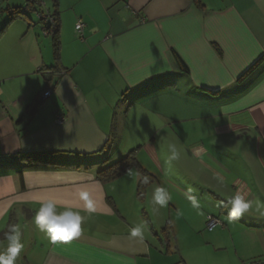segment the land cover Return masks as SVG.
I'll return each instance as SVG.
<instances>
[{
	"label": "crops",
	"instance_id": "crops-1",
	"mask_svg": "<svg viewBox=\"0 0 264 264\" xmlns=\"http://www.w3.org/2000/svg\"><path fill=\"white\" fill-rule=\"evenodd\" d=\"M44 1L0 15V233L14 221V264H264V0ZM55 12L60 73L31 114L56 63L37 15ZM131 151L151 176L142 199L138 168L96 177ZM234 195L251 207L230 218ZM48 203L84 217L78 235L53 243L37 227Z\"/></svg>",
	"mask_w": 264,
	"mask_h": 264
},
{
	"label": "clouds",
	"instance_id": "clouds-1",
	"mask_svg": "<svg viewBox=\"0 0 264 264\" xmlns=\"http://www.w3.org/2000/svg\"><path fill=\"white\" fill-rule=\"evenodd\" d=\"M171 158H176V153L171 150ZM167 190L162 187H157L153 194V200L160 206H165L168 202ZM195 199V197H191ZM229 217L235 218L242 215L251 207V202L245 200L241 195H234L228 201ZM34 221L41 231L47 233L49 239L55 243L59 239H67L75 237L79 234L84 217L78 212L71 210L58 211L57 206L53 203L43 204L38 209ZM132 236L142 235V227H136L131 230ZM8 247L5 252L0 253V264H14L17 255L23 248L20 240V235L15 228L10 229L6 234Z\"/></svg>",
	"mask_w": 264,
	"mask_h": 264
},
{
	"label": "trees",
	"instance_id": "trees-1",
	"mask_svg": "<svg viewBox=\"0 0 264 264\" xmlns=\"http://www.w3.org/2000/svg\"><path fill=\"white\" fill-rule=\"evenodd\" d=\"M29 0H27L26 3H28ZM36 3V2H34ZM33 2H29V8H31L32 10L35 11V9L33 8L34 6ZM38 12V10H37ZM25 11H21L19 8L14 9L13 10V14L14 16H21V15H25ZM40 15H43L42 13H38ZM49 16V18L51 19V23H50V27H47V23L46 20L43 19H39V24L41 25V27L45 28V30L47 31H52V36H51V42H52V48H53V57L55 59V65L53 68H50L47 70V72L45 71L44 75L46 76L47 80L45 81L46 83V88H49L50 86H52L54 84V79L55 76L60 73V71H58V65H57V61H58V52H59V41H58V27H59V22H58V14L57 12L47 15ZM52 84V85H51ZM47 90V89H46ZM45 92V91H44ZM40 105V101H36L32 108L30 113L34 114L37 109L39 108L38 106ZM135 167L139 169L140 175H141V180L138 183L137 186V195L139 197V199H142L145 195L146 192V188L149 185V183L151 182V176L148 175L145 171L141 170L136 162L135 156H134V152L131 151L129 152L125 157L121 158L120 160L116 161L115 163H113L112 165L108 166L105 169H102L100 171H98L96 173V177L100 180V181H112L117 179L118 177H120L126 170ZM14 221H10L6 227V229L4 230V232L0 233V240H6V234H8L10 232V229L14 228ZM169 231V227L167 225V227L162 229V232H165V234L167 236H169L168 234ZM165 239V238H164ZM167 241V239H165ZM252 263H256V262H252Z\"/></svg>",
	"mask_w": 264,
	"mask_h": 264
},
{
	"label": "built area",
	"instance_id": "built-area-1",
	"mask_svg": "<svg viewBox=\"0 0 264 264\" xmlns=\"http://www.w3.org/2000/svg\"><path fill=\"white\" fill-rule=\"evenodd\" d=\"M29 2H36L38 3L39 6H43V2L42 0H29ZM29 2L28 3H25V8H26V11H29ZM25 11V10H24ZM38 19H43V20H46V23H47V27L49 28L50 27V23H51V19L49 18V16L47 15H40L38 14L37 15ZM82 28H83V25L81 22H77V24L75 25V30L77 31V33H81L82 31ZM43 31H44V34L45 35H48V36H52V31H47L45 30V28L43 27ZM47 78L46 76L44 75V81H46ZM52 86H50L49 88H47V90L45 92H43V94L41 95V98H40V103L42 104L44 100H46L50 93H51V90H52ZM65 122V119L64 117L62 116V114L60 112H55L54 113V123L56 125H63ZM220 222L217 220V219H213V218H208V221H207V229L208 230H212L214 229L215 227L217 226H220ZM247 264H258V263H247Z\"/></svg>",
	"mask_w": 264,
	"mask_h": 264
},
{
	"label": "rangeland",
	"instance_id": "rangeland-1",
	"mask_svg": "<svg viewBox=\"0 0 264 264\" xmlns=\"http://www.w3.org/2000/svg\"><path fill=\"white\" fill-rule=\"evenodd\" d=\"M1 1H2V4L0 5V15H1V11L4 9V7H6V3H7V1L8 2H11L10 4L11 5H16V6H18L19 7V9L21 10V11H24L25 10V12H27L26 11V8H25V3L23 2L22 3V0H0V3H1ZM43 2H44V5H45V1L43 0ZM47 2V1H46ZM30 13H33V12H30ZM1 17V16H0ZM246 136H243V138H244V145H243V147H244V150L246 151V149H247V151L249 152L250 151V149L251 148H247V146H248V139H246L245 138ZM218 140H220V138H218ZM223 149V148H222ZM221 149V151H223ZM224 150H227V152L228 153H234L235 152V147H228V146H226V147H224ZM188 160L186 159V160H184V161H180V165H179V168H184L185 170H186V168H188L189 166H188ZM176 165V164H175ZM173 167L174 168H178V166L176 165V166H174L173 165ZM187 212H189V213H191V215L192 214H194L193 213V209L192 208H188L187 209V211H186V213ZM206 229H207V224H206ZM208 230V229H207Z\"/></svg>",
	"mask_w": 264,
	"mask_h": 264
}]
</instances>
